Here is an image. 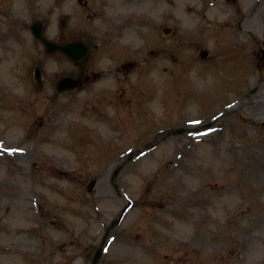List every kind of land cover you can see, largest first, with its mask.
Wrapping results in <instances>:
<instances>
[{"label":"rangeland","instance_id":"rangeland-1","mask_svg":"<svg viewBox=\"0 0 264 264\" xmlns=\"http://www.w3.org/2000/svg\"><path fill=\"white\" fill-rule=\"evenodd\" d=\"M90 1L0 0V264H264V0Z\"/></svg>","mask_w":264,"mask_h":264},{"label":"water","instance_id":"water-1","mask_svg":"<svg viewBox=\"0 0 264 264\" xmlns=\"http://www.w3.org/2000/svg\"><path fill=\"white\" fill-rule=\"evenodd\" d=\"M32 32L34 36L41 40L49 54H54L56 52H62L70 59L74 60L75 62L84 60L88 54V48L82 43H69L66 45H57L47 41L44 38V30L42 25L34 24L32 26ZM206 55V53L204 54ZM41 79L40 70L37 69V80ZM80 85L79 81H73L72 79H63L58 84V90L63 92L65 90H71L77 88Z\"/></svg>","mask_w":264,"mask_h":264},{"label":"flooded vegetation","instance_id":"flooded-vegetation-1","mask_svg":"<svg viewBox=\"0 0 264 264\" xmlns=\"http://www.w3.org/2000/svg\"><path fill=\"white\" fill-rule=\"evenodd\" d=\"M80 1V0H79ZM81 3H83V1H80ZM86 7L90 6V1L85 0V2L83 3ZM97 75L95 73H93V78H95Z\"/></svg>","mask_w":264,"mask_h":264},{"label":"bare ground","instance_id":"bare-ground-1","mask_svg":"<svg viewBox=\"0 0 264 264\" xmlns=\"http://www.w3.org/2000/svg\"><path fill=\"white\" fill-rule=\"evenodd\" d=\"M260 105H264V101L262 103H260ZM264 107V106H263Z\"/></svg>","mask_w":264,"mask_h":264}]
</instances>
